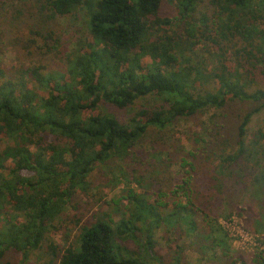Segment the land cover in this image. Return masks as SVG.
Returning a JSON list of instances; mask_svg holds the SVG:
<instances>
[{
    "label": "trees",
    "instance_id": "16d2710c",
    "mask_svg": "<svg viewBox=\"0 0 264 264\" xmlns=\"http://www.w3.org/2000/svg\"><path fill=\"white\" fill-rule=\"evenodd\" d=\"M172 2L175 14L164 15L167 0H0V44L6 24L22 57L63 64L0 61V264H12L9 254L149 264L162 231L195 239L204 254L218 242L202 222L222 231L209 220L221 196L259 185L264 198V119L250 135L264 113V0ZM79 17L85 29L61 48L52 25ZM150 98L158 103L139 105ZM183 121L194 128L177 131ZM144 147L169 156L178 148L181 182L168 193L129 190L123 211L77 219L66 247L50 241L92 174L111 160L138 162ZM132 242L147 260L129 251ZM183 256L179 248L173 263ZM228 264H264V253Z\"/></svg>",
    "mask_w": 264,
    "mask_h": 264
},
{
    "label": "rangeland",
    "instance_id": "374dc122",
    "mask_svg": "<svg viewBox=\"0 0 264 264\" xmlns=\"http://www.w3.org/2000/svg\"><path fill=\"white\" fill-rule=\"evenodd\" d=\"M209 2V0H206ZM175 4L172 0H167L164 15H173L176 12ZM204 9L205 5H202ZM6 25V24H5ZM3 26L2 30L4 38L0 44V61L8 66H32L35 64H50V69L60 70L62 68L61 61L51 58L48 61H40L37 58L27 59L22 57L18 50L10 46V41L13 38V29H6ZM85 29L81 17L79 18H66L54 22L52 30L56 31L57 35L61 38V48L66 47V50L72 49L74 41L77 39L79 33ZM61 62V64H59ZM155 99H147L140 101L139 105L157 104ZM102 109L110 114L116 116L129 117L132 110L124 112L111 109L110 107ZM264 113L256 116L255 120L250 126V135L258 129L259 123L263 122ZM218 121L222 122L221 119ZM224 122V121H223ZM188 127L194 128L193 124L180 122L176 127L179 132L188 130ZM169 135V134H168ZM167 135V136H168ZM153 136L146 139L148 144ZM180 141V140H179ZM181 143L179 148H185V152L189 147H183ZM147 146V145H146ZM138 162H120L111 160L101 168L97 169L90 177L91 190L88 194H78L75 197V203L78 207L73 209L70 207L66 216H63L62 227L59 232L51 234L50 241H54L59 247H66L68 243L74 242L79 234L80 228L75 224L77 219H82V224L86 221L93 220V216L101 211L115 212L114 209L124 210L128 204L127 197L129 190L142 194L148 192L153 195L158 191L165 193L170 192L181 181V168H180V153L178 148H174L173 165L168 166V157L170 153L152 152L150 148H142ZM183 150V149H182ZM183 150V151H184ZM162 153V159L157 156ZM142 180V185L137 180ZM205 195V193H204ZM198 203V202H197ZM109 204V205H108ZM199 205H202L199 203ZM206 209V207L202 206ZM209 220H217L214 227H220V233H214L211 229L212 224L208 226L205 222L202 224L205 227L204 236L207 237L211 234L217 240L216 246L212 249H206L204 254L199 252V244L188 236L178 234L159 232L156 236V251L158 258L148 261L145 254L140 252V248L134 242L130 243L129 251L140 255L143 259L147 260L149 264H174V253L180 248L183 249V261L185 264H228L229 259L236 257H250L254 254L264 253V198L263 191L259 185L249 186L248 189H238L237 191L229 194L227 197L221 196L210 209ZM112 217L118 222L121 219L119 213L112 214ZM64 226V227H63ZM66 228V229H65ZM64 240H68L65 244ZM214 245V244H213ZM203 251V250H202ZM226 251V252H224ZM163 256L162 262L159 257ZM8 261L12 264H44L48 262V258L44 260H37L34 254H31L28 260L23 262L21 255L9 254Z\"/></svg>",
    "mask_w": 264,
    "mask_h": 264
}]
</instances>
